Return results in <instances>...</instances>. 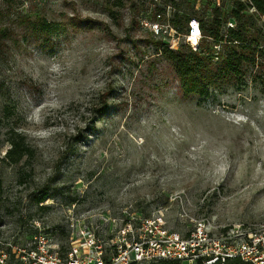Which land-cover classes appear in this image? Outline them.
<instances>
[{
    "label": "rangeland",
    "instance_id": "rangeland-1",
    "mask_svg": "<svg viewBox=\"0 0 264 264\" xmlns=\"http://www.w3.org/2000/svg\"><path fill=\"white\" fill-rule=\"evenodd\" d=\"M235 1L0 0V250L42 232L64 251L70 217L123 210L182 236L190 218L264 229V51L185 97L159 54L171 39L150 30L176 15L175 50L193 49L182 17L227 16ZM15 134L31 150L18 163L5 158Z\"/></svg>",
    "mask_w": 264,
    "mask_h": 264
},
{
    "label": "built area",
    "instance_id": "built-area-1",
    "mask_svg": "<svg viewBox=\"0 0 264 264\" xmlns=\"http://www.w3.org/2000/svg\"><path fill=\"white\" fill-rule=\"evenodd\" d=\"M227 26L226 29L233 28L231 23ZM150 30L168 36L171 40L167 46L176 49L172 27L153 22ZM190 37L198 42L202 38L199 22L194 18L187 23V43ZM123 215V219H117L109 213H96L86 217L87 223L70 217L66 250L57 248L50 233L39 232L23 247L1 249L0 264H150L161 260L231 264L235 259L264 264V229L234 225L215 232L206 219L190 218L191 231L182 236L167 229L161 217L127 215L125 210L121 211ZM112 226L117 230L105 241L106 229Z\"/></svg>",
    "mask_w": 264,
    "mask_h": 264
},
{
    "label": "trees",
    "instance_id": "trees-1",
    "mask_svg": "<svg viewBox=\"0 0 264 264\" xmlns=\"http://www.w3.org/2000/svg\"><path fill=\"white\" fill-rule=\"evenodd\" d=\"M249 10L264 15V0H248L246 3L237 0L227 16H222L219 8H214L208 19L199 20L202 38L196 49L184 44L177 50L165 46L159 51V54L173 67L185 97L192 94L206 97L210 87L239 79L244 75L245 68L256 64V59L264 51L259 49L264 46V34L256 25L252 15L248 14ZM182 18L186 25L193 17L185 15ZM228 19L233 20L235 26L222 33ZM171 25L181 30L176 15L171 20ZM39 26L42 31H49L46 23L41 22ZM100 113H103V110ZM9 142L10 148L5 158L10 162L18 163L24 156L30 154L31 150L22 136L15 134ZM45 198L46 195L40 196L35 200V204L42 203ZM39 208L44 209V207ZM150 264L180 263L161 260ZM231 264L247 263L235 259Z\"/></svg>",
    "mask_w": 264,
    "mask_h": 264
},
{
    "label": "bare ground",
    "instance_id": "bare-ground-1",
    "mask_svg": "<svg viewBox=\"0 0 264 264\" xmlns=\"http://www.w3.org/2000/svg\"><path fill=\"white\" fill-rule=\"evenodd\" d=\"M188 43H190L192 47H196V45H198V41L194 37H190Z\"/></svg>",
    "mask_w": 264,
    "mask_h": 264
}]
</instances>
